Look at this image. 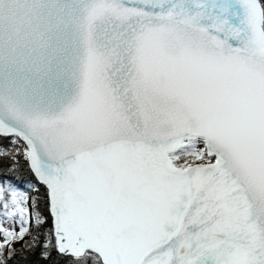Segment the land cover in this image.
<instances>
[{
	"label": "snow or ice",
	"instance_id": "1",
	"mask_svg": "<svg viewBox=\"0 0 264 264\" xmlns=\"http://www.w3.org/2000/svg\"><path fill=\"white\" fill-rule=\"evenodd\" d=\"M0 264H264V0H0Z\"/></svg>",
	"mask_w": 264,
	"mask_h": 264
}]
</instances>
